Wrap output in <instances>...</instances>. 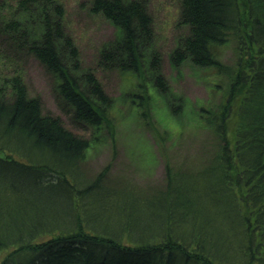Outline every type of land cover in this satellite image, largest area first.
Instances as JSON below:
<instances>
[{"label": "trees", "instance_id": "1", "mask_svg": "<svg viewBox=\"0 0 264 264\" xmlns=\"http://www.w3.org/2000/svg\"><path fill=\"white\" fill-rule=\"evenodd\" d=\"M180 5L179 21L190 32L180 35L170 51L172 65L178 68L187 61L216 66L225 74L227 97L224 94L212 107L196 106L197 116L215 135L213 152L198 170L168 164V191L153 199L112 189L124 211H133L130 203L146 205L143 200L151 199L155 215L151 221L141 216L137 234L130 225L116 222L118 231L104 228L105 234L95 236L84 231L74 202L78 197L80 202L102 205L98 193L106 187L108 167L93 179L86 178L83 162L94 139L74 132L60 115L44 112L41 99L30 96L22 69L13 67L12 56L34 55L51 75L58 104L72 121L94 129L107 126L114 137L112 98L96 71L82 68L59 0H0V36L5 45L0 48V254L10 249L0 264H264V0H180ZM91 9L118 30L100 50V63L141 77L139 104L148 125L157 131L151 121L150 95L143 92L144 70L147 66L158 74L153 75L157 87L162 63L152 47L153 21L146 3L93 0ZM231 36L237 42L236 58L223 65L213 47ZM158 87L178 113L183 106L180 98ZM232 108L237 119L231 136ZM173 177L180 180L172 181ZM79 190L84 195L98 193L93 192L96 198L80 197ZM197 192L207 201L199 203L191 195ZM160 195L164 201L158 208ZM207 202L221 211L218 217H224L225 228L208 230L214 217L207 222L203 214ZM46 205L50 211L44 210ZM156 216L166 219V230L157 241L151 240L158 230ZM158 223L162 229V221ZM124 235L141 239L124 244L120 242ZM79 242L86 243V250L78 247ZM72 243L82 250L77 259L52 256Z\"/></svg>", "mask_w": 264, "mask_h": 264}, {"label": "rangeland", "instance_id": "2", "mask_svg": "<svg viewBox=\"0 0 264 264\" xmlns=\"http://www.w3.org/2000/svg\"><path fill=\"white\" fill-rule=\"evenodd\" d=\"M59 1L65 6V28L78 45L82 68L94 69L112 98L110 117L115 125L114 137L107 126L94 129L72 121L58 104L51 75L34 55L18 52L16 58L12 56L16 61L13 67L22 69L30 96L41 99L44 112L60 115L66 126L74 132L94 139L95 142L89 148L83 162L86 178L93 179V176L108 167L107 177L103 180V185L107 188L104 187L98 193L101 196L102 205L82 212L84 230L95 232L92 229H98V235L105 234L103 228L118 231L113 223L106 222V219L110 218L117 223L130 225L132 231L136 233L142 227V215L146 216L142 218L143 220L150 221L155 215L150 207L154 203L151 199L161 192L165 194L168 191L170 179L166 170L168 164L173 169L198 170L208 162L215 142L211 128L197 116L196 106L212 107L219 103L223 98L226 80L217 74L214 66L198 67L186 62L178 68L174 67L170 62L169 53L177 44L179 36L189 31L188 26L179 22L180 0H144L153 21L152 47L161 55L165 76L171 82L174 93L188 97L197 104L182 106L180 113H174L168 99L157 89L155 90L151 80L146 79L144 83L150 91L151 121L154 122L156 131L148 125L149 120L143 115L139 104L140 96L137 93H140L142 89L141 77L131 71H123L100 63V50L116 38L118 34L116 26L102 14L92 11L93 0ZM236 43L235 38L231 36L226 43L216 44L213 50L219 59L232 63L236 58ZM3 46H5L4 40L0 36V48ZM146 69L147 66L144 70L145 78L150 75ZM236 119V113L229 116L230 134L235 130ZM175 180L179 181L180 177H173L172 181ZM78 185L82 186V183ZM112 189L121 194L127 191L130 195L137 193L141 199L145 197L151 199L143 200L146 205L142 202H135L134 205L130 203L134 210L127 213L122 209L124 205L121 206L122 202L118 200L119 198L113 197ZM92 195L93 192L84 196L95 197ZM108 195L111 197L109 200ZM191 195L195 196L199 203L207 201L202 192ZM122 199H125V195ZM163 201L164 197L160 195L157 201L158 208L159 203L162 204ZM85 203L82 200L80 206L84 207ZM219 213L221 211L211 209L207 202L203 214L207 222L214 217L213 222L208 224V230L219 229L225 225L224 217H218ZM126 214L127 218L123 219ZM177 219L174 218V220ZM155 221H157L158 230H155L156 233L151 240L157 241L160 237L162 238L166 230V219L164 216L159 218L156 216ZM160 221H162V229L158 223ZM175 225L176 223L173 222V227ZM68 226L71 227V225ZM142 230L146 235L151 234L148 228H142ZM127 238L124 235L121 241L128 243ZM135 238L141 239L140 236ZM8 250L10 249L0 254V260Z\"/></svg>", "mask_w": 264, "mask_h": 264}, {"label": "bare ground", "instance_id": "3", "mask_svg": "<svg viewBox=\"0 0 264 264\" xmlns=\"http://www.w3.org/2000/svg\"><path fill=\"white\" fill-rule=\"evenodd\" d=\"M179 22H181V21H179ZM181 24L182 25H184V26H187L186 24H183L182 22H181ZM189 32H190V29H189V31L187 32V33H184V34H189ZM183 34V35H184ZM262 42H264V41H262ZM177 43H178V40H177ZM237 44V43H236ZM169 55H170V53H169ZM159 56L161 57V55L159 54ZM220 60V62L223 64V65H229V64H232V63H234V61L232 62V63H226V62H224V61H222L221 59H219ZM170 62H171V60H170ZM187 62V61H186ZM186 62H184V64L186 63ZM171 64H172V62H171ZM192 64V63H191ZM183 65V64H182ZM174 66V65H173ZM175 67V66H174ZM199 67V66H198ZM216 69H217V67L216 66H214ZM177 68V67H176ZM148 72H150V68L148 69H146ZM152 71L154 70V71H156L155 70V68L153 67L152 69H151ZM217 71V74L218 75H220V76H223L224 78H225V74H223L222 72H220L218 69L216 70ZM158 72H159V74L161 75L160 77L161 78H159V80H156V84H158V86H162V87H164V88H166V89H168V90H170L173 94H174V96L176 97V98H180V103L183 105V107L184 106H187L188 104H191V105H197L196 103H193V101L192 100H190L188 97H185V96H180V94H178V93H174V89H173V87H172V84H171V82L169 81V79L165 76V73H164V69H163V66H161V68L158 70ZM150 75H148V76H146V78H144V82H145V80L147 79V80H151L152 81V85L154 86V88H155V90L156 89H158L159 87L157 86L156 87V85H155V78H154V76L153 75H156L157 77H158V74H154L153 72H150L149 73ZM147 87V86H146ZM226 87L227 86H225V88H224V91H225V89H226ZM223 91V92H224ZM143 92L145 93V94H147V95H150V91H149V88L147 87V89H144L143 90ZM225 94V93H224ZM223 94V95H224ZM227 94V93H226ZM226 94H225V96H226ZM238 95V94H237ZM234 96H236V95H234ZM227 97V96H226ZM238 97H240V96H236V98H234V99H237ZM182 107V108H183ZM231 110V109H230ZM234 108H232V111H231V113H236V112H234ZM180 111L181 110H179V112L178 113H180ZM228 119V118H227ZM229 120V119H228ZM64 121V120H63ZM230 133V132H229ZM233 134V133H232ZM232 134H230L231 136H232ZM216 138H215V135H213V140H214V142L216 143V140H215ZM230 140L231 141H234L235 142V138H233V137H230ZM13 157L14 158H17L18 156L15 154V155H13ZM208 162H209V160H208ZM207 162V163H208ZM206 165V164H205ZM204 165V166H205ZM203 166V167H204ZM202 167V168H203ZM81 189L83 188V187H81V186H79ZM83 190H79V193H77V195H84V194H82L81 192H82ZM93 192H96V193H98L97 192V190H95V191H93ZM112 193H114V192H112ZM109 194H111V192L109 193ZM80 196V197H81ZM108 197H110L109 195H108ZM113 197H114V195H113ZM111 198V197H110ZM83 202H86L85 204H84V207H82V206H80V204H81V202L79 201V198L78 197H76V200H75V202H74V205H75V207H76V210L78 209L79 211V213H78V215L80 216V217H82V212L84 211V210H86V209H89V208H96L99 204L98 203H96V202H88V201H83ZM167 202V201H166ZM77 203V204H76ZM87 205V206H86ZM101 209V208H100ZM44 210L45 211H50L51 210V208H50V206H48V205H46L45 207H44ZM134 210V209H133ZM127 213H129V212H127ZM143 216V215H142ZM143 217H145V216H143ZM70 218V217H69ZM127 218V214L125 215V216H123V219H126ZM116 220H119V219H116ZM106 222L107 223H113L114 225L116 224V222L113 220L112 221V219H110V218H108V219H106ZM115 222V223H114ZM111 225V224H110ZM101 228V227H100ZM103 228V227H102ZM104 229V228H103ZM92 230H94L95 232H89L88 230L86 231V230H84V231H86V233L88 232V233H90V234H93V235H97V233L99 232V230L98 229H92ZM120 230V229H119ZM42 239H45V236H43L42 237ZM128 241L131 243V242H134V239H128ZM120 242H122V241H120ZM122 243H124V242H122ZM124 244H128V243H124ZM85 245H86V243H84V244H82V243H80L79 242V244H78V247H81V248H83V250H86V247H85ZM82 253V250H79L76 246H74L73 245V243L72 244H68V246H64L63 248H60L59 250H56V251H54V252H52V256L54 255V257H57L58 259H62V258H60V257H64V259L65 258H68L67 260H65V261H69V260H75V259H77L78 258V256L80 255ZM2 254V253H1ZM63 260V259H62ZM78 264V263H77Z\"/></svg>", "mask_w": 264, "mask_h": 264}]
</instances>
